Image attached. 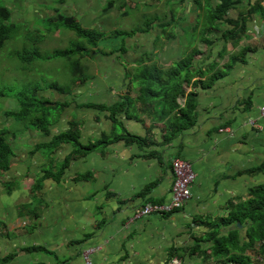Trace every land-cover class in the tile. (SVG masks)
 <instances>
[{
  "label": "crops",
  "instance_id": "obj_1",
  "mask_svg": "<svg viewBox=\"0 0 264 264\" xmlns=\"http://www.w3.org/2000/svg\"><path fill=\"white\" fill-rule=\"evenodd\" d=\"M4 2L13 29L29 15L57 39H82L70 21L99 38L94 46L83 37L69 56L55 52L72 49L55 48L39 66L70 76L34 87L49 106L65 104L48 135L0 111L14 152L0 178V264H84L87 248H98L95 264H235L202 252L211 248L210 223L264 183V0ZM189 56L183 87L196 93L195 123L174 134L161 102L138 100L136 77L147 67L168 73ZM178 103L184 107L186 96ZM75 122L81 144L109 143L63 168L70 144L53 154L40 146ZM174 159L192 164L191 198L177 212L130 222L144 204L169 200ZM230 229L220 227V235Z\"/></svg>",
  "mask_w": 264,
  "mask_h": 264
},
{
  "label": "trees",
  "instance_id": "obj_2",
  "mask_svg": "<svg viewBox=\"0 0 264 264\" xmlns=\"http://www.w3.org/2000/svg\"><path fill=\"white\" fill-rule=\"evenodd\" d=\"M228 3H224L220 11H224ZM70 28L74 29L80 37L88 38L94 46H97L98 35L84 30L77 24L70 21ZM14 30L9 22V12L6 8L0 7V49L6 40L9 39L10 31ZM76 46L72 50L55 52L57 56H69L77 51ZM194 56L195 53H192ZM192 56L183 59L170 73H163L161 70L147 67L145 73L136 77L142 81L139 101L145 106L153 102H161L165 118L170 115L174 117L170 126L174 127L177 134L180 130L189 128L195 123L196 93H186L183 84L191 80L189 69L192 66ZM186 71V72H184ZM172 72V73H171ZM165 75H167L165 77ZM36 89L24 91L17 94V111H8L7 115L12 116L19 122L29 123L39 129L44 135L49 134V126L54 123L64 108V103H55L49 106L37 97ZM5 96L3 89H0V97ZM186 96V103L181 107L178 99ZM177 123V124H175ZM7 132L0 131V178L9 170L12 164L13 149L6 138ZM79 125L77 122L70 123L69 129L52 137L45 147L53 154L63 144H70L72 152L65 159L62 167L68 166L70 160L79 155H84L109 143L108 140H101L86 145L79 140ZM130 141L144 142L138 137L129 138ZM230 211L226 218L210 223L211 232L209 240L211 248L203 251L205 259L216 257L225 259L235 264H254L253 254L264 256V183H260L249 190L248 198L237 204L229 205ZM239 223L241 227L236 224ZM232 226L225 235H220V227ZM244 230V236L241 232ZM192 252L200 248L197 242ZM249 252V254H247ZM201 253V252H200Z\"/></svg>",
  "mask_w": 264,
  "mask_h": 264
},
{
  "label": "rangeland",
  "instance_id": "obj_3",
  "mask_svg": "<svg viewBox=\"0 0 264 264\" xmlns=\"http://www.w3.org/2000/svg\"><path fill=\"white\" fill-rule=\"evenodd\" d=\"M22 1L23 6H25L27 0ZM4 5V0H0V7ZM26 10L30 11V7L26 8ZM31 22L30 16L27 15L26 25L24 27L17 26L18 28L11 30L9 39L5 41L0 49V89H3L5 97L9 98L5 101H0V111L16 110L18 108V93L31 90L34 87L40 88L50 81L69 83L70 76L60 75V67L44 71L39 70V66L45 64L44 62L46 61L43 59L48 58L53 49H74L76 43L87 42L84 38L79 39L67 33L57 39V35L52 36L53 28H49L46 23L37 24ZM31 24L36 26L32 28ZM32 57L37 59L33 60ZM59 59L61 60L59 62L63 64L65 59ZM6 138L10 140V136L7 134ZM253 262L254 264H264V256L260 257L257 254H253Z\"/></svg>",
  "mask_w": 264,
  "mask_h": 264
},
{
  "label": "built area",
  "instance_id": "obj_4",
  "mask_svg": "<svg viewBox=\"0 0 264 264\" xmlns=\"http://www.w3.org/2000/svg\"><path fill=\"white\" fill-rule=\"evenodd\" d=\"M260 116H264V106L259 110ZM172 171L175 177L174 184L167 202L153 205L151 203L144 204L139 212H137L130 222L148 217L150 215H165L181 210L192 195V186L196 175L192 164L182 159H174L172 161ZM98 248H87L82 251V259L84 264H95L92 259L93 253ZM169 264H184L179 258H172Z\"/></svg>",
  "mask_w": 264,
  "mask_h": 264
},
{
  "label": "water",
  "instance_id": "obj_5",
  "mask_svg": "<svg viewBox=\"0 0 264 264\" xmlns=\"http://www.w3.org/2000/svg\"><path fill=\"white\" fill-rule=\"evenodd\" d=\"M238 227H241V225L239 223L236 224Z\"/></svg>",
  "mask_w": 264,
  "mask_h": 264
}]
</instances>
